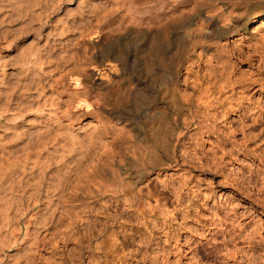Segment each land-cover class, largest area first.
<instances>
[{"label": "bare ground", "instance_id": "1", "mask_svg": "<svg viewBox=\"0 0 264 264\" xmlns=\"http://www.w3.org/2000/svg\"><path fill=\"white\" fill-rule=\"evenodd\" d=\"M31 1L0 0V264H83L84 248L100 264L102 247L121 262L115 230L94 242L108 224L100 216L133 210L146 176L182 162L184 133L208 128L180 102L183 43L230 74L225 39L259 16L264 38V0H154L127 14L125 0H47L39 12ZM28 30L36 44L26 46ZM129 62L137 79L126 81ZM138 110L154 119L146 133L123 119Z\"/></svg>", "mask_w": 264, "mask_h": 264}, {"label": "rangeland", "instance_id": "2", "mask_svg": "<svg viewBox=\"0 0 264 264\" xmlns=\"http://www.w3.org/2000/svg\"><path fill=\"white\" fill-rule=\"evenodd\" d=\"M31 2L36 3V12L48 4L47 0ZM153 4L154 0H125L121 7L127 14L130 5L139 9ZM262 17L248 20L244 30L225 39L230 74L199 47L183 43L179 83L181 95L188 98L182 96L180 102L189 104L208 128L193 125L176 148L182 162L152 172L137 185L132 209L138 207L142 214L138 208L128 212L120 202L114 221L100 216L108 224L103 231L99 226L101 236L94 242L105 235L109 241L116 231L118 246L123 248L117 262L102 247L97 253L100 264H264V38L258 32ZM85 25L87 19L81 21ZM26 32V46L36 44L31 30ZM74 55L82 56L83 48L77 46ZM130 64L123 76L126 81V76L137 79ZM69 84L75 86L74 81ZM157 103L175 110L177 119L183 116L165 100ZM142 111L121 113L123 119H131L127 122L134 132L146 133L154 122ZM134 142L139 150L144 148L139 139ZM115 146L132 154L127 143ZM84 255L83 264H88V248Z\"/></svg>", "mask_w": 264, "mask_h": 264}]
</instances>
